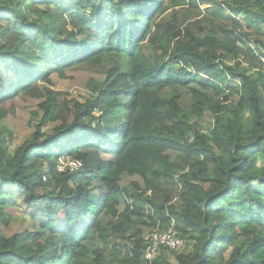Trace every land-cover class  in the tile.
<instances>
[{
  "label": "trees",
  "instance_id": "1",
  "mask_svg": "<svg viewBox=\"0 0 264 264\" xmlns=\"http://www.w3.org/2000/svg\"><path fill=\"white\" fill-rule=\"evenodd\" d=\"M84 64L107 65L102 90L61 101L54 73ZM18 94L42 117L0 141V264H172L143 240L172 221L191 246L177 264H264V0H0V99ZM13 207L34 223L6 237Z\"/></svg>",
  "mask_w": 264,
  "mask_h": 264
},
{
  "label": "rangeland",
  "instance_id": "2",
  "mask_svg": "<svg viewBox=\"0 0 264 264\" xmlns=\"http://www.w3.org/2000/svg\"><path fill=\"white\" fill-rule=\"evenodd\" d=\"M227 1L229 0H217V2L222 5ZM207 7H210V5H201L202 10H205ZM189 9L190 7L186 6L176 10L179 11V20L183 19L186 14L191 13L188 21L191 23H200L198 27H195L198 33L207 34L212 32L211 25L205 20L207 14H205V12L195 13L193 11H186ZM170 12L171 10L168 14H170ZM215 31L220 30L215 28ZM226 63H228L229 66L235 67L237 62L232 61ZM241 66L242 68L244 67L246 69H250V64L245 60H241ZM106 71L107 65L105 64L98 66L88 64L74 66V68L72 67L67 69L65 76H60L57 73H54L52 88L60 94L61 101L62 99L74 100L78 102L91 100L93 95L98 94L102 90L105 82ZM255 71L256 70L251 69L249 74L253 75ZM180 93L186 99L191 100V96L188 91H181ZM225 97H227L228 100H225ZM237 97V88L236 90L228 88V91L224 95L220 96L218 101L222 105H236L238 99ZM214 101H217V98L214 97ZM38 102L39 101L31 98L30 96L20 94L16 95L15 98L9 99L2 97L0 99V103H2L0 105V141L4 142L5 146L9 148L17 147L21 145L31 134H33L38 120L42 117V112L38 107ZM185 103H188V101L185 100ZM212 120L211 114L206 113V116L199 121L206 134H209ZM56 125L57 124H50L45 128V133L50 134ZM132 182H140V179L138 177L131 178L126 176L123 178V186H127ZM232 199L237 198L234 197ZM17 202L22 205V201L20 199L17 200ZM172 203L177 204V199H174ZM8 212L12 219L7 226L2 227L3 233L6 237H11L18 232H22L33 227L34 222L31 220L30 213L23 207H13L10 208ZM148 231L152 230H146L145 234ZM180 239L182 244L181 248L171 250L172 252H168L166 254L167 259L172 264H177L175 259L177 255L189 253L191 251L189 242L183 238ZM109 240L110 239L104 242L97 240L96 244L99 248L109 252L112 247Z\"/></svg>",
  "mask_w": 264,
  "mask_h": 264
},
{
  "label": "built area",
  "instance_id": "3",
  "mask_svg": "<svg viewBox=\"0 0 264 264\" xmlns=\"http://www.w3.org/2000/svg\"><path fill=\"white\" fill-rule=\"evenodd\" d=\"M82 166V163L71 157H61L59 159L57 169L60 172L66 170L76 171ZM145 245L147 246L145 251V258L148 261L154 259V257L160 253L162 249L176 250L181 248V239L176 228L174 221L171 223L167 230L161 231L155 229L147 232L143 236Z\"/></svg>",
  "mask_w": 264,
  "mask_h": 264
},
{
  "label": "clouds",
  "instance_id": "4",
  "mask_svg": "<svg viewBox=\"0 0 264 264\" xmlns=\"http://www.w3.org/2000/svg\"><path fill=\"white\" fill-rule=\"evenodd\" d=\"M71 158H73V157H71ZM59 159H60V158H59ZM73 159H74V158H73ZM76 160H78V159H76ZM78 161H80V160H78ZM58 162H59V161H58ZM80 162L82 163V161H80ZM57 165H58V164H57ZM82 165H83V164H82ZM81 167H82V166H81ZM81 167H80V168H81ZM80 168H79V169H80ZM79 169H78V170H79ZM57 170H58V169H57ZM66 171H68V170H66ZM69 171H70V170H69ZM76 171H77V170H76ZM59 172H60V171H59ZM64 172H65V171H64ZM71 172H75V171H71ZM62 173H63V172H62ZM172 222H173V221H172ZM172 222H171V223H172ZM171 223H170V225H171ZM170 225H169V226H170ZM169 226H168L166 229H164V230H167V229L169 228ZM176 228H177V227H176ZM155 229H159V228L157 227V228H155ZM155 229H152V230H155ZM159 230H160V229H159ZM164 230H161V231H164ZM177 231H178V230H177ZM148 232H149V231H148ZM178 233H179V231H178ZM179 236H180V234H179ZM180 238H181V237H180ZM179 249H180V248H179ZM162 250H166V249H162ZM162 250H161V251H162ZM169 251H171V250H169ZM146 260H147V259H146Z\"/></svg>",
  "mask_w": 264,
  "mask_h": 264
}]
</instances>
